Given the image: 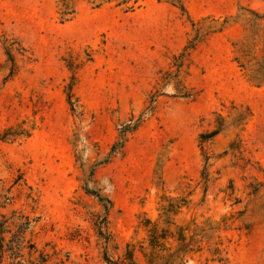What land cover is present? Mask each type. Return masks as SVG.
Masks as SVG:
<instances>
[{"label":"rangeland","instance_id":"obj_1","mask_svg":"<svg viewBox=\"0 0 264 264\" xmlns=\"http://www.w3.org/2000/svg\"><path fill=\"white\" fill-rule=\"evenodd\" d=\"M14 211L65 264H264V0H0Z\"/></svg>","mask_w":264,"mask_h":264},{"label":"trees","instance_id":"obj_2","mask_svg":"<svg viewBox=\"0 0 264 264\" xmlns=\"http://www.w3.org/2000/svg\"><path fill=\"white\" fill-rule=\"evenodd\" d=\"M137 126L125 127L123 131L133 130ZM122 146V144H121ZM117 148L113 145L112 150ZM87 191L96 195L100 200H104L103 196L95 190L87 189ZM109 202V200H108ZM107 208V206H105ZM106 217L99 218L95 221L97 232L103 240L105 249H107L110 234L106 229ZM32 221L24 214L13 212L11 217L0 212V264H65L62 260H52L50 255L37 248L33 240L28 236ZM158 234L153 236L151 241L153 244L159 243ZM165 236H162L164 238ZM172 257V256H169ZM104 260L107 264H138L131 250H127L123 257L113 259L104 252ZM165 264H172L167 260Z\"/></svg>","mask_w":264,"mask_h":264}]
</instances>
